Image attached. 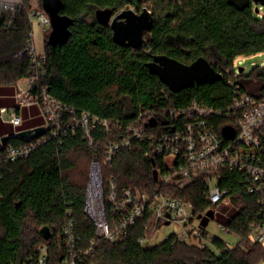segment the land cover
<instances>
[{
    "label": "trees",
    "instance_id": "obj_1",
    "mask_svg": "<svg viewBox=\"0 0 264 264\" xmlns=\"http://www.w3.org/2000/svg\"><path fill=\"white\" fill-rule=\"evenodd\" d=\"M23 1L25 5L11 28L0 17V85L15 84L34 74L29 55L17 57L32 30L28 9L34 0ZM35 1L43 8L41 0ZM62 2L60 14L72 21L70 37L56 46L49 43V37L45 39L48 58L39 85L31 92L38 94L43 87L51 97L75 110L76 116L89 112L107 119L112 132L97 124L88 136L82 126L62 124L57 134L50 127L27 139L7 136L0 145V155L10 146H36L29 155L14 162L0 161V264H38L42 246L46 248L48 264H60L70 254H75L77 264H257L264 260L263 244L251 239L252 226L264 222V193H250L242 173L237 171H225L221 181V187L239 206L224 221L241 238L236 246L218 235L211 245L204 246L179 241L175 235L155 245H143L139 239L147 235L146 227L152 222L150 210L136 219L127 235L113 241L98 239L96 227L84 210L90 164L95 157L102 164L105 190L110 180L120 192L127 188L153 192L158 187L154 169L162 168L163 160L152 151L150 141L135 140L131 147L121 148L107 161L108 145L120 139L124 134L122 125L141 110L186 105L194 99L224 108L238 90L264 100V67L236 75L233 65L238 56L264 52V16L259 15L263 8L254 0ZM144 7L153 12V25L141 48L117 44L110 26L95 17L99 8H111L116 14L126 8L140 12ZM48 32L51 29L45 33ZM157 54L185 64L204 57L223 77L174 91L147 67ZM71 116L66 111L65 122ZM79 153L87 156L88 162L76 179L74 171L79 164L74 155ZM160 189L190 201L197 216L211 206L204 198L206 186L200 179L184 188L162 185ZM105 206L107 220L114 227L121 214L113 211L107 198ZM70 220L76 237L72 248L63 233ZM44 226L51 229L49 240L41 232ZM89 247L93 248L90 254H81Z\"/></svg>",
    "mask_w": 264,
    "mask_h": 264
},
{
    "label": "built area",
    "instance_id": "obj_2",
    "mask_svg": "<svg viewBox=\"0 0 264 264\" xmlns=\"http://www.w3.org/2000/svg\"><path fill=\"white\" fill-rule=\"evenodd\" d=\"M24 5L23 0H0V17L5 18L7 28L13 26L18 12ZM28 15L31 22L32 18L36 17L44 31L51 29L50 17L44 8H39L38 3L30 5ZM26 53L33 62L34 74L27 77L29 88H21L18 91L19 106L37 104L41 109L45 128L53 127V134L58 133L62 124L82 126L88 136L97 124L112 132L111 123L107 119L93 116L89 112L76 116L75 110L65 107L51 97L43 87L39 89L38 94L32 93L31 90L39 85L43 74L42 67L48 58L45 50L43 53H37L32 30L28 33L25 47L17 57L21 58ZM239 74L241 73L236 75ZM230 82L234 83V80L230 78ZM7 111L6 108H1L2 113ZM66 111L72 116L65 122ZM11 116L15 125L22 123V118L15 111ZM153 118L156 119V124L151 126L149 122ZM226 126L234 129L233 138L228 139L223 135V128ZM121 128L124 134L107 147V161L112 160L121 148L131 147L135 140L150 141L152 151L163 160L162 168H157L159 185L153 192L133 188L120 192L115 182L110 180V186L105 190L102 164L95 157L90 164L84 210L96 227L98 239L113 241L127 235L129 227L136 219L150 210L152 222L147 225V235L139 239L140 243L148 241L150 235L162 224L176 222L182 226V232L171 233L165 238L175 235L179 241L197 242L204 246L208 244L205 240L211 243L215 235L206 227L197 225L195 219L199 215L195 214L190 201L166 194L160 189L162 185L184 188L199 179L202 180L206 186L204 198L211 204L202 215L209 209H214L216 215L217 206L223 204H232L238 209V204L233 202L228 190L221 187L222 177L227 170L242 173L250 193H264V100L251 93L236 91L232 102L224 108H215L194 99L186 105H169L161 110H141L132 121ZM149 129L155 131L151 132ZM35 146L36 143L10 146L4 155H0V161L14 162L29 155ZM146 155L149 156L150 152H146ZM106 198L111 202L113 211L121 214L114 227L106 217ZM220 224L224 231L231 232L226 224ZM63 233L67 244L72 248L76 239L72 220L65 224ZM252 235L255 236V242L264 243V222L252 226L251 237ZM41 249L38 264H48L46 248L42 246ZM92 251L93 248L89 247L81 254H90ZM70 255L71 257H66L60 264H77L75 254Z\"/></svg>",
    "mask_w": 264,
    "mask_h": 264
},
{
    "label": "water",
    "instance_id": "obj_3",
    "mask_svg": "<svg viewBox=\"0 0 264 264\" xmlns=\"http://www.w3.org/2000/svg\"><path fill=\"white\" fill-rule=\"evenodd\" d=\"M257 5L264 6V0H254ZM42 7L47 12L51 20V32L49 43L53 46L66 43L70 37V25L72 21L69 17L60 14L63 8L62 0H41ZM96 19L101 24H107L113 31V39L117 44L128 45L134 48H141L144 43L145 34L151 30L153 25V12L144 7L138 12L133 8H126L114 13L111 8H99L95 13ZM152 74L158 75L162 82L169 85L174 91L193 86L195 83H213L220 80L223 75L204 57H200L191 64L171 58L164 54L153 56V60L147 63ZM244 68L240 67L239 72L243 73ZM149 124L154 126L156 119H151ZM45 126H38L19 131L17 136L27 139L39 135ZM223 135L230 139L235 136L232 127L223 128ZM7 136L3 138L5 142ZM155 164V162H154ZM154 177L158 179V169H154ZM211 219L215 218L214 209H209L206 213ZM202 217V214L198 216ZM46 239H50L52 232L49 226L41 229Z\"/></svg>",
    "mask_w": 264,
    "mask_h": 264
},
{
    "label": "rangeland",
    "instance_id": "obj_4",
    "mask_svg": "<svg viewBox=\"0 0 264 264\" xmlns=\"http://www.w3.org/2000/svg\"><path fill=\"white\" fill-rule=\"evenodd\" d=\"M33 3L37 4V1L34 0ZM148 7L151 8L150 5H148ZM262 7L263 9L259 10L260 17L264 16V6ZM32 31L37 53H43L45 50V39L49 37L50 33H45L46 31H44L41 23L36 19V17L32 18ZM233 65L236 74H238L240 67H243L245 69L244 73H249L254 67H264V52L249 56H238L234 60ZM22 82L28 84L29 79L24 78L22 79ZM74 160L79 164V169L74 171V177L77 179L80 177L82 168L88 162V157L83 153H79L74 155ZM236 209L237 207L232 204L219 205L217 206V211L214 219H211L203 214L202 217L196 218L195 222L199 227H206L212 235H218L223 238L230 246H236L240 242L241 238L233 232L224 231L220 226V223H224L226 219L230 218ZM181 232L182 226L179 223L172 222L169 224H162L155 232L150 235L149 240L146 241L143 245H155L161 242L167 235L171 233L179 234ZM251 239L254 241L255 236L252 235ZM205 241L211 245L209 240ZM257 264H264V260L259 261Z\"/></svg>",
    "mask_w": 264,
    "mask_h": 264
},
{
    "label": "crops",
    "instance_id": "obj_5",
    "mask_svg": "<svg viewBox=\"0 0 264 264\" xmlns=\"http://www.w3.org/2000/svg\"><path fill=\"white\" fill-rule=\"evenodd\" d=\"M21 88H29V84L23 83L22 79L15 84L0 85V145L4 143L3 138L10 134L15 135L21 130L44 125V118L37 104L18 105L17 94ZM1 108L8 111L2 113ZM13 111L22 118L21 124L15 125L12 122Z\"/></svg>",
    "mask_w": 264,
    "mask_h": 264
}]
</instances>
